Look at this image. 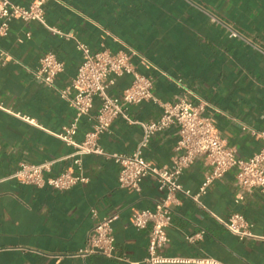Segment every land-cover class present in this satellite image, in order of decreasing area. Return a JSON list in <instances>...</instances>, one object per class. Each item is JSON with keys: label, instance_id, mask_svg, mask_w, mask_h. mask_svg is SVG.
<instances>
[{"label": "crops", "instance_id": "obj_1", "mask_svg": "<svg viewBox=\"0 0 264 264\" xmlns=\"http://www.w3.org/2000/svg\"><path fill=\"white\" fill-rule=\"evenodd\" d=\"M11 1L27 6L33 0ZM44 17L48 25L70 33L92 51L136 50L152 64L140 70L154 77L159 101H173L183 93L193 103L204 101V113L213 117L219 135L238 156L247 158L259 149L260 140L250 131L264 130V0H46ZM230 30L238 36H230ZM0 49L9 56L0 68V103L36 123L0 109V264H146L149 226L138 230L129 217L133 209L154 208L163 192L151 175L142 180L138 192L119 187V165L109 156L133 152L141 138L140 125L120 117L113 120L98 139L108 155L82 156L85 183L58 190L19 182L11 173L21 161L53 160L52 174L77 172L72 162L75 149L55 134L74 115L57 88L75 75L81 57L73 38L52 33L37 21L19 19H12L8 34L0 36ZM47 51L64 65L54 87L34 76ZM131 79L130 74L115 77L109 91L119 94ZM98 103L95 98L90 111L80 117L76 141L91 128ZM160 112L159 104L148 100L132 105L129 113L134 120H151ZM177 139L175 125L157 131L142 154L159 166H171ZM208 168L199 160L178 181L198 193ZM235 174L231 168L213 181L199 194V203L176 195L169 240L159 253L190 260L157 264H203L192 260L197 258L264 264V194L254 190L235 202L241 194ZM233 212L252 223L257 237L240 239L218 220ZM114 214V257L79 255L96 221ZM200 231L193 241L186 239Z\"/></svg>", "mask_w": 264, "mask_h": 264}, {"label": "built area", "instance_id": "obj_2", "mask_svg": "<svg viewBox=\"0 0 264 264\" xmlns=\"http://www.w3.org/2000/svg\"><path fill=\"white\" fill-rule=\"evenodd\" d=\"M46 0H33L24 6L11 0H0V36L9 32V23L12 19L23 22L37 21L52 33L74 39L75 47L80 52V62L75 75L62 87L57 88L58 96L65 100L74 111L72 121L55 135L71 145L74 151L72 162L77 169L63 170L52 174L53 160L40 163L21 161L11 173V177L21 183L31 184L36 187H50L58 190H67L72 186L87 182V177L82 174V156L88 153L106 154L100 146V134L109 130L115 118H123L130 123L140 125L141 138L135 150L129 154H109L119 165L117 184L119 187L131 191H140L142 180L151 175L157 182V188L163 196L154 208L133 209L129 217L130 223L138 230L149 226L147 234L146 264H157L173 261H187L190 259H177L166 257L159 250L168 242L167 227L172 217V205L178 202L177 194L199 203V194L205 193L208 186L220 179L226 171L236 169V181L241 190L235 202L240 201L245 193L254 190L264 194V130L251 129V134L260 140L259 149L247 158L237 155L234 147L229 146L219 135L213 117L205 114L206 102L193 103L185 93L178 95L173 101H159L154 94V77L142 72L152 67L151 62L134 49L112 52L107 49L92 51L88 45L75 38L70 33H63L56 27L48 25L44 17V3ZM232 37H237L235 30H230ZM29 38L30 33L26 32ZM9 56L0 49V68L6 63ZM64 65L55 53L47 51L39 58L38 67L34 71L35 78L46 86L54 87L56 76L63 70ZM130 74L131 82L119 94L109 91L114 83V78ZM180 82V79H177ZM99 100L94 122L86 131L81 141L74 139L77 124L81 116L86 115L94 104V99ZM152 100L159 104V116L151 120H134L130 117L132 105L143 101ZM0 109L13 114L21 120L36 125L34 119L28 115L13 112L3 107ZM175 125L178 129V139L174 145L176 155L171 166H159L146 159L142 149L148 144L152 135ZM108 155V154H106ZM202 160L208 165V170L199 186L198 193H191L179 183V175L193 163ZM93 216L95 209L91 210ZM117 214L98 219L88 231L85 244L78 254L85 256L99 253L107 257H114L115 238L111 226ZM218 220L233 234L242 239L257 237L251 231L252 223L241 213L233 212L228 217ZM203 231L188 235L186 239L193 241ZM203 264H220L219 262L197 258L192 259Z\"/></svg>", "mask_w": 264, "mask_h": 264}]
</instances>
